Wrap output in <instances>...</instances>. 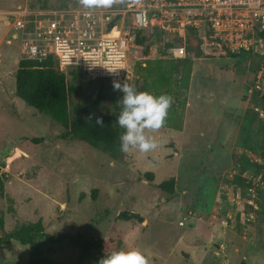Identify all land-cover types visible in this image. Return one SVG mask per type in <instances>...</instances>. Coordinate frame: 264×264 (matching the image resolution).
Returning <instances> with one entry per match:
<instances>
[{"label":"rangeland","instance_id":"rangeland-1","mask_svg":"<svg viewBox=\"0 0 264 264\" xmlns=\"http://www.w3.org/2000/svg\"><path fill=\"white\" fill-rule=\"evenodd\" d=\"M18 4L83 7L79 0H0V150L8 155L6 167H0V178L6 194L16 200L19 215L14 217L0 196V235L12 231L20 219L35 222L41 218L50 234L112 237L120 239L123 248L139 247L149 264H242L245 251H255L252 264H264V167L239 170L228 166L233 145H246L253 151L252 157L241 148L239 155L251 166L264 161V116L259 118L251 106L264 111V35L256 52L224 56L189 33V58L153 56L141 66L136 64L129 84L157 96L168 94L173 103L165 126L150 132L159 142L157 149L146 154L119 149L112 156L99 146L62 137V122L14 94L20 37L13 38L2 21L3 11ZM183 69L189 73L176 72ZM259 74L260 92L248 94L247 88ZM73 82L80 88L72 96L71 109L80 105L82 119L114 109L107 80H87L75 73ZM98 93L100 101L96 103ZM242 109L248 111V120L239 131ZM32 137L43 140L35 143ZM213 169L221 170L217 175L223 176V184L240 192L238 200L231 195L223 202L236 212V218L228 224L233 239L224 243L218 255L200 249L204 239H214L213 244L218 239L204 223L213 198L217 210L221 204L218 198L215 202V175L209 174ZM147 171L153 173L150 181L143 176ZM171 177L175 178L174 191L168 193L158 184ZM122 210L137 212L144 221L117 219ZM183 216L187 218L183 220ZM179 219L184 225H178ZM35 241L42 255L56 264L76 260L78 248L68 237L49 242L37 236ZM250 242L261 250H253ZM29 248V244L10 239L0 246V264H10V257L24 264Z\"/></svg>","mask_w":264,"mask_h":264},{"label":"built area","instance_id":"built-area-1","mask_svg":"<svg viewBox=\"0 0 264 264\" xmlns=\"http://www.w3.org/2000/svg\"><path fill=\"white\" fill-rule=\"evenodd\" d=\"M3 14L13 38L20 37L19 58L51 56L60 69H76L110 85L133 80L143 58L141 39L155 44L156 58L177 59L188 54L189 33L225 56L256 52L264 32V0H124L96 9L19 4ZM259 77L248 94L260 92ZM248 191L253 194L252 187ZM231 195L238 200L240 192ZM235 218L230 208L225 224Z\"/></svg>","mask_w":264,"mask_h":264},{"label":"trees","instance_id":"trees-1","mask_svg":"<svg viewBox=\"0 0 264 264\" xmlns=\"http://www.w3.org/2000/svg\"><path fill=\"white\" fill-rule=\"evenodd\" d=\"M261 36L264 32L260 33ZM143 44V58L137 63L140 66L147 60L153 59L155 56V44L140 40ZM189 58V53L184 59ZM177 73H189V70H176ZM75 73L80 74L76 69H60L51 56L43 60H32L19 58L15 70V90L14 94L21 98L26 104L34 107L37 111L50 116L52 119L62 122L64 132L62 137H70L83 140L92 146H99L108 151L112 156L116 155L120 149V134L124 129L117 126V116L121 110L119 98L122 92L113 89V85H109L108 90L112 94V102L114 109L109 112H95L92 114V120L80 117V105L74 110L71 109L72 96L76 93L80 84H75L73 79ZM180 74V73H179ZM93 80V79H87ZM264 101V92L262 95ZM100 101V93L96 98V103ZM99 116L103 120L104 126L95 123V117ZM35 143L41 142L43 138L32 137ZM241 167L251 168L255 170L258 167H264V161H257L251 166L249 163L240 165ZM146 180L153 179V173L147 171L143 174ZM175 178L171 177L159 185L164 191L173 193ZM5 184L0 178V196L8 202V211L15 217L17 212L15 209L16 200L14 197L6 194ZM93 190V192H95ZM117 219L133 220L142 223L144 218L141 214L133 211L122 210L117 214ZM18 220V219H17ZM3 230V219L0 216V231ZM37 236L44 237L49 242H57L68 237L75 243L78 248L76 260L72 264H97V261L104 255L113 250L123 248L120 239L112 237H104V239H85L80 234L76 235H54L46 232L41 219L35 222L19 220L15 228L10 232L0 235V246L15 239L21 244H29V253L32 259L27 264H52V262L42 256V251L38 247L35 238ZM113 243V244H112Z\"/></svg>","mask_w":264,"mask_h":264},{"label":"clouds","instance_id":"clouds-1","mask_svg":"<svg viewBox=\"0 0 264 264\" xmlns=\"http://www.w3.org/2000/svg\"><path fill=\"white\" fill-rule=\"evenodd\" d=\"M124 0H79L85 9L111 8ZM113 89L123 93L121 110L116 120L124 131L120 134V150L129 153L136 149L140 153H149L159 147V142L150 132L165 126L168 110L173 98L168 94L154 95L147 90H137L129 83L113 82ZM88 120H92V114ZM95 123L104 126L101 117H95ZM97 264H149L146 255L139 247H127L104 254Z\"/></svg>","mask_w":264,"mask_h":264},{"label":"crops","instance_id":"crops-1","mask_svg":"<svg viewBox=\"0 0 264 264\" xmlns=\"http://www.w3.org/2000/svg\"><path fill=\"white\" fill-rule=\"evenodd\" d=\"M2 22H3L4 26H6L5 23H4V21H2ZM11 36L13 37L14 34L12 33ZM9 41L10 40H7V42H9ZM245 102H248V99H246ZM251 106H252L253 110L257 112V110H255V107H253L252 104H251ZM257 108H259V107H257ZM247 113H248L247 110L242 109L241 116H240V121H239V127H238L239 131H240L241 127H242L243 121H245L246 119L248 120ZM258 117L261 118V116H259V115H258ZM252 127H253V123H252ZM252 127H251V129L253 130ZM167 128H169V127H167ZM252 132H256V130L255 131L253 130ZM238 135L239 134L237 133L236 136L238 137ZM171 142L173 143V146H174L175 143L173 141H171ZM167 144H168V142H166L165 145H167ZM15 148L16 147L14 145L12 151H14ZM241 148L244 149L243 152H245V153L250 151V156L253 157V155H254L253 154V151L250 150L248 147H246V145H233L232 148L229 151V159H230V162L229 163L230 164L228 166H230V165H231V167L234 166L236 169H239V170L240 169H243L240 165L241 164H244V163L246 164L247 162L243 161V158L239 156V155H242L241 154L242 153ZM237 151H238V153H237ZM220 171H221L220 169H213L212 171L209 172V174H212L213 173L215 175V180H216V185L215 186H216V190H217L216 191V195H215V202H216V199L217 198L220 200V203H221L219 205L220 209H218L219 210L218 211L217 208H216V206L214 204H212L214 202V198H213L212 203H211V206H210V208H208V214L206 215L207 217L204 220L205 225L207 227H209V226L211 227V234L213 235V238H218V239H217V241H216L215 244H213V242L215 241L214 239H204L202 241V245L200 247V249L203 248L204 250L207 249V248L210 249L211 251H213V253L215 255H218L219 254V250H223L224 249V246H225L224 243H226L228 241H231L233 239L232 238V235L229 233V230H231V228L228 227L227 224H225L228 206L224 205L225 203L223 204V202H225V198L228 197L229 194H232L234 192V191H232V190H234V188H232L231 185H226V184H223L222 183L223 182L222 181V177L223 176L222 177L221 176L219 177L217 175V174L220 173ZM226 171H227L226 169L223 170L224 175H225ZM17 173H19V172H17ZM215 186L213 185L212 188L215 187ZM16 212H17V216H19L18 215V211H17V207H16ZM186 218H187V216H183V220L186 219ZM39 219H41V218H39ZM21 220H23V219H21ZM180 221H182V220L179 219L178 225H180L179 224ZM145 222H146V220H145ZM181 225H184V221H183V224H181ZM249 244H251V247L253 248V250L254 249L261 250V249H259V247L256 245L255 242H250ZM235 250L238 251V248L236 247ZM244 251H245V249H244ZM254 252L255 251H253V253ZM253 253H252V251H250L249 253H247V251H245L244 255L241 257V259L243 261L242 264H252V263H255V260H254L255 259V257H254L255 254H253ZM186 254H188V253H186ZM222 254H224V253H222ZM42 256L43 257H46L44 255H42ZM224 257L226 259V256L225 255H224ZM46 258H48V257H46ZM31 259H32V256H30V253H29L28 261H30ZM48 259L50 260V258H48ZM7 260L10 261V264H18L19 263V260L16 259V258L10 257V258H7ZM26 260H25V263L24 264H27L28 263V261H26ZM50 261L52 262V260H50ZM52 263H54V262H52ZM54 264H56V263H54Z\"/></svg>","mask_w":264,"mask_h":264},{"label":"water","instance_id":"water-1","mask_svg":"<svg viewBox=\"0 0 264 264\" xmlns=\"http://www.w3.org/2000/svg\"><path fill=\"white\" fill-rule=\"evenodd\" d=\"M7 152L0 150V167H6L7 165ZM261 156H264V152H261Z\"/></svg>","mask_w":264,"mask_h":264}]
</instances>
